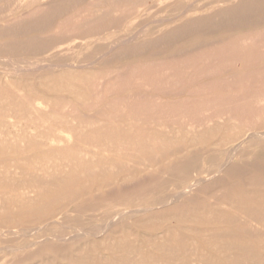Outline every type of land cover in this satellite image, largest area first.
<instances>
[{
	"label": "bare ground",
	"instance_id": "1",
	"mask_svg": "<svg viewBox=\"0 0 264 264\" xmlns=\"http://www.w3.org/2000/svg\"><path fill=\"white\" fill-rule=\"evenodd\" d=\"M179 1L0 0L1 11L6 10V16L8 11L13 14L19 12L18 16L10 17L9 20L7 16L5 23L0 22V31H7V29H4L7 26L6 24L13 25V28L18 27L20 21L23 20L22 22H24V19L28 23L27 26L30 31H67L69 34L70 31H91V33L100 31L101 33V31H108L112 28L118 31L122 27L116 24L118 20L130 19L135 15L147 16L153 12H162L166 10L169 4H175ZM205 2L198 4L197 1L196 4H186L185 9L176 8L174 15L180 18L183 15L187 16L186 20L174 26L167 25L168 29L166 31H170V34L172 31H183L184 34L186 31H189V33L193 30L204 31L218 26L229 31L240 29L239 31L248 32L241 34L238 32L229 39H222L219 41L220 44L213 48L209 46L211 43L204 42L205 44L202 43L200 47H195L199 49L198 52L197 50L192 52L195 50L193 49L190 52H176L177 54L175 53L174 56L170 54L175 57L171 62L161 60L157 63L158 60H155L156 63L153 64L151 59V64L145 58L143 60L145 62L141 61L140 64L125 66L126 71L123 69L124 66L120 69L107 68L99 70L86 63L76 66L67 64L69 68L71 67L70 69L87 68L91 74V78L87 79H84L86 76H82L81 73L78 74L80 83L75 86V91L70 87L66 88L69 92L74 93V100L57 101L56 98L54 99L51 96L33 93V89L30 90L31 88L29 90L21 88L22 85L18 88L19 91L16 94L21 99L19 103L13 102L14 96L8 95L7 107L3 106L2 108L0 106V136L3 137L2 143L3 140L25 142L32 138L34 146L46 145L51 151H49V154L52 153V150L62 151L71 148L77 149L79 153V158L70 155L71 157L64 158L61 161L58 159L59 162L57 163L53 160V164L51 162L50 165L45 163L46 165L39 164V167H36L35 164V167H32L35 168V171L31 169L34 173L30 171L29 176L30 174L34 176L37 172V176H35L37 179L39 172L50 175L46 180H49V178L50 180L51 178L58 180V178L66 177L67 182L64 180L63 184L68 183L65 184L67 188L65 186L60 188L59 191L52 192V194H46L45 190H41L40 184L44 183L42 179H37L38 182L41 181L40 184L28 185L29 183L26 182L28 184L22 185L23 187H20V189L18 186L17 188L19 191L22 190L23 194L14 202L15 204L19 202L20 214L16 215L19 211L15 213L16 210L10 209L15 213L11 212L14 216H18V219H25L37 211L41 213L37 219L43 220L45 225L55 222V216L60 212L63 213L66 210L65 208L79 197L80 192H78V189L71 187L74 180L75 186L77 185L75 178H78V176L89 178L93 173H97L98 176L101 175V180H97L98 182L94 184V189L97 191H103L104 189L116 191L119 187L129 190L133 188L135 178L137 180L139 178L141 183L145 182L144 187H147L151 178L157 175L162 176L167 172L163 169V166H159L160 160H156L158 154H163L160 148L166 146L167 143H175V141L171 142L172 139L195 138L200 144H212L211 149L218 152L219 159L217 161L204 160L203 164H199L196 160L191 159H185L186 162H184L182 157L180 159L182 161L178 163V160L169 159L170 156H175L173 153L167 154V159L172 161L169 162V165H171L167 166L171 168V174H175L178 184L172 188L168 196L163 197L157 204L161 205L162 208L170 209L178 206L184 200H195L200 194L204 195L202 205L206 210L201 213V216L191 214L187 217L196 220V218L200 219L201 217L208 219L213 215L216 222L227 226L222 231L219 230L220 233H216V235L214 233V238L209 241V247L213 252L220 254L222 259H217L212 255L213 253L201 251L200 248H196L197 245L196 247L191 246L193 248H187L186 242L188 244L189 241L187 238L183 244L171 242L167 245L168 251L165 254H158L155 258L153 257L151 264H264V253H262L264 251V171L260 168V164L264 161V0H210ZM3 11L1 12L2 15ZM54 17L58 18L55 22ZM165 19L167 20L168 17ZM161 20L159 19V21ZM39 23L42 25H38ZM136 23L135 21L134 24ZM161 24L162 22L158 25ZM131 25H133L132 22L127 26ZM127 26H124V28ZM130 31L136 32L114 39L105 51H102L99 56L97 55L98 59L110 60L107 55L109 52L113 53V51L116 52L118 58L129 55L134 51V49L129 50V48L139 33L137 34L138 29ZM163 34L166 35L168 32L160 35ZM2 36L1 33L0 37ZM158 36L155 38H158ZM163 36L162 40L165 41ZM178 37H180V34H178ZM167 42L171 41L168 40ZM136 43L133 45H137ZM17 45L19 46V44ZM54 46L55 44H51V47ZM5 47L8 49L10 45H5ZM63 48L61 49L63 50ZM4 56H0V59ZM106 56L109 58L107 59ZM11 64L13 65L12 62ZM40 65L34 64V68H42V66L48 64ZM232 66H235V71L228 72L224 77H217ZM12 68L16 69H14V72H17V70L18 72L19 70L25 72L34 69H24L17 65H13ZM2 75L7 84L14 85L13 82H9L6 75ZM212 77H216L212 80L213 84H197L203 82V79H212ZM9 78L11 79V77ZM222 81H226L224 86H220ZM217 82L219 83L215 85L214 83ZM0 83H2L1 77ZM137 87L141 91L135 92L134 89ZM125 91L130 92L122 97L117 96ZM165 94H169V98H164ZM170 95L174 97L179 95L180 97L174 99ZM94 108L95 113L92 115L90 113L89 115H83L85 113L77 112L78 109L87 111ZM115 142L120 145V148H117V144L116 147L114 146L115 149L112 147ZM182 143L184 144V142ZM170 144H167V146L170 147ZM178 144L177 141L174 146L180 147ZM7 145H4V148ZM121 146L124 148L123 150ZM181 147L179 150L183 149ZM116 148L119 151L113 152V150L116 151ZM168 148L164 149L168 150ZM34 152L35 156L39 154V151ZM45 153L44 156L47 157L48 153L44 150ZM52 156L57 159L55 155ZM250 157L254 160L253 168L255 170L249 171L243 167L242 162L245 158ZM47 159V162H49L51 158ZM11 164H14V170H12L13 167H10L9 170L14 172L9 174L16 175V170L21 173L19 167L22 165L17 166L15 162ZM22 169L21 171H23ZM1 170L2 175L11 172L6 169L8 172L4 171V173L3 167ZM112 171L118 172L117 175L115 174L116 176L113 174L115 177H113L112 173L114 172ZM24 172L27 173L26 170ZM227 172H235L238 178L240 177L239 183L231 185L225 177ZM42 174H40L41 177ZM25 175L24 177L27 178L28 176ZM28 178L30 180L31 177ZM144 178L146 180L143 181ZM23 179L19 180L24 181L25 179ZM36 179L32 177L31 180L35 181ZM137 180L135 183H137ZM4 181L6 182V180ZM4 181L2 180V183ZM14 182H16V179ZM11 183V181L9 184L7 183V186H13ZM0 187H3V185ZM255 187H261L263 193L253 198L250 193L256 191L254 190ZM249 188L251 189L250 192ZM15 189L13 190L16 191ZM85 189L82 192L86 191L88 194H92L93 190ZM13 190L12 197L14 196ZM2 191L4 190L2 189ZM43 196L48 199H43ZM9 198L8 196V200ZM40 198L44 200V204L33 206V203ZM13 200L15 201V199ZM1 201L0 206L4 202L1 203ZM52 202L57 203L58 206L54 207L53 204H50ZM11 204L14 208L13 202ZM152 205L144 204L131 206L123 210L119 209L102 218V223H95L89 229L83 228L82 231H74L73 234L66 237L63 234L52 235L45 232L43 234L45 237L40 239L42 235L35 233L37 225L21 227V237L24 241L18 247L35 246L43 241L50 240L51 236H53V240L62 244L78 238L96 237L99 232L101 234V232L109 230L124 218H131L135 214L149 212ZM20 207L18 206V208ZM154 208L156 209L155 206ZM215 208H219V211L215 212L213 210ZM8 210L6 209V212L0 215V219H3V221L7 218V215H10ZM30 217L34 218L33 216ZM229 226H233L235 231ZM31 230L33 232H30ZM10 232L12 234L14 232L10 229V226L0 224V235ZM200 234L196 233L197 236H201ZM208 234L204 232L202 236L208 237ZM196 239L195 241H198ZM130 245L125 242L116 247L119 252L122 251L123 253L118 260L119 264H136L133 254L127 253L124 255L126 248H128L127 250L136 248ZM159 247L161 246H158L157 249ZM4 248L6 247H0V251H5ZM141 254L143 255V253ZM140 257L141 259L138 260L142 262L144 258ZM106 263L105 261H99L97 264Z\"/></svg>",
	"mask_w": 264,
	"mask_h": 264
},
{
	"label": "rangeland",
	"instance_id": "2",
	"mask_svg": "<svg viewBox=\"0 0 264 264\" xmlns=\"http://www.w3.org/2000/svg\"><path fill=\"white\" fill-rule=\"evenodd\" d=\"M197 1H198V4H203V3H206L205 1H210V0H180L178 3L169 4L166 10L162 12H155V13L153 12L147 16L135 15L134 17L130 19L118 20L116 24L119 26H122L120 30L118 31L113 30V28L108 31H101V33L100 31H98V33L94 31L92 33L91 31H77V32L70 31V34L67 31H30L29 27L27 26L28 23L26 22L25 19H24V22H22L23 20L20 21L19 26L15 28H13V25L10 26V24H6L7 26L4 29H7V31H0V34L2 33L3 35L2 37H0V56L5 55L2 59H0V77L2 78V83H0V106L2 108L3 106L7 107V103L9 102L7 97L9 94H11L12 97L14 96V98L12 99L13 102L19 103L21 99L18 98L16 94L18 93L19 91L18 88H20L21 85H22L21 88H25L27 90L31 88L30 90L33 89L32 90V92L34 91L33 93H40L46 96H51L54 99L56 98L57 101L74 100V93H72V91L69 92V90H66V88L70 87L71 89H73V91H75V86H78L80 83L78 74L81 73L82 76H86V78L84 79L91 78V74H90L89 69L87 68L70 69L71 67L69 68L67 64H74L76 66V65L86 63V64H91V66L95 67V69L98 68L99 70H101V69H107V68L120 69V67L123 68V66L125 67L130 64H140L141 61L145 62L143 61L145 60V58L146 60H148V62H150V60L152 59L151 61L153 64L156 63L155 60H158L157 63L161 62V60L171 62L175 58L173 56L175 55L176 52L177 53L181 51L190 52V50H193V49L195 50H193L192 52H195L196 50L198 52L199 49H196V48L200 47L202 43L205 44L208 42L211 43V45L209 46L213 48L214 46L220 44L219 41L222 39H229L230 37H233L234 34L235 35L238 34V32L239 34L248 32V31H239L240 29L237 31H229L226 28H221L218 26L212 27L211 29L209 28V30L207 29L204 31L193 30L194 32L191 31L190 33L189 31H186L184 32V34H183V31L181 32L172 31L174 36L172 33L171 34L169 33L170 31H166V29H168L167 25L171 24L174 26V25H177L179 22L186 20L187 16L183 15V17L180 18L174 15L176 8L180 7V9H185L186 4L187 5H189L190 3L196 4ZM1 8L2 7H0V11H1ZM8 12H7L8 20L10 19V17H13V16L16 17L19 15V12H15L14 14L10 12L8 13ZM0 16H1L0 22L5 23L6 22L5 19H7L6 10H4L3 15L1 14ZM167 17L168 19L166 20L165 18ZM54 18H53L54 22L58 20L57 17H54ZM159 19L160 20L162 19V20L159 21ZM135 21L137 22L136 24H134ZM130 22H132L133 25L127 26V25H130ZM160 22H162V24L158 25ZM22 23H23V26H22ZM38 25L41 26L42 24L39 23ZM124 26H127V27L124 28ZM137 29H138L137 34L138 33L139 34L137 35V38L132 42L129 48V50L134 49V51H132L129 55H125L124 57L118 58L116 52L113 51L116 57L113 55V53L109 52L107 56H109L110 58L107 56L106 57L107 59L109 58L110 60L105 59L106 60L105 61L103 59H98L99 54L102 51H105L107 47H109V44L112 43V41H114V39L120 36H123V35H129V34L135 33L136 31H130V30H137ZM86 32L87 33L90 32V33L87 34ZM166 32H168V34L166 35L163 34L164 36L162 35L166 41L165 42L164 40H162L163 38L160 34L166 33ZM178 34H180V37H178ZM155 35L157 36L159 35L158 38H155L157 37ZM169 35H171L172 37H170ZM58 39H60V41H58ZM158 39L160 40V42ZM168 40H170L171 42H167ZM15 41L17 42V44H19V46L15 44L16 43ZM135 43L137 45H133ZM8 44L10 45V47L7 49L5 45H8ZM51 44H55V46L51 47ZM47 47L49 50L47 49ZM62 47H64L63 50L61 49ZM184 49L187 51H185ZM170 54H172L173 56ZM4 58L5 60L6 59L7 60L6 61L3 60ZM10 60L13 63V65L20 66L24 69H28V68L33 69L34 64L35 65L36 64L37 65L39 64L49 65L50 64V65L49 67L48 65H45V66H42V68H38V69L34 68L33 70H27L25 72H22L21 70H19V72L18 70L17 72L16 71L14 72L15 68H12L13 65L11 64ZM123 69L125 70L126 67ZM235 70H236L235 66L229 67L226 72L224 71V73L221 74L222 76L219 75L217 77H224L228 72L235 71ZM2 74L6 75L9 82L11 83L13 82L14 85L7 84L4 81L3 79L4 77ZM9 77H11V79ZM213 79H216V77L215 78L212 77V79L206 78V80L203 79L202 80L203 82H200L197 84L198 85L201 83L202 85L203 84L208 85L207 83L213 84L212 82ZM205 81L206 83H204ZM225 82L222 81L220 86L221 85L224 86L226 84ZM218 83L219 82L214 83V84L216 85ZM134 91L138 92V91H141V89L137 87L136 89H134ZM129 92L130 91H125V92L119 93L117 96L122 97L128 94ZM164 96H165L164 98H169V94H165ZM170 96H173V95H170ZM179 97L180 96L178 95V97L173 96L171 98L178 99ZM80 111L85 113L83 115H86V114L89 115V113L90 115H92L95 113V108L92 110L91 109L87 110V111L83 109L77 110V112H80ZM2 128L3 127L1 126V129ZM2 138L3 137L0 136V144H1L0 145V166H1L0 171L2 172L1 170L2 167H3V172L6 171V169L8 171H11L9 169H11L12 167H13L12 170H14V166H13L14 164H11L12 165L11 166L10 163L15 162L17 166L22 165L21 167H19L21 169L23 168L22 169L23 171H21L20 169L21 173H23L25 170L27 171V173L24 172L23 174H21L19 173V171L15 169L16 170L15 173L18 178L17 179L15 174L14 175L9 174L14 171H11V172L6 171L8 172L7 174L4 172L6 174L5 175L3 173L5 176L2 175V173L0 172L1 174L0 186L3 185L4 187V188L0 187V196H1L0 199L2 198L1 200L4 201L3 202L0 200L1 203L3 202V204L0 206L1 208L0 215L6 212V209L7 210L9 209L8 211L10 212V215L9 216L7 215V218L4 219V221L3 219H0V224H5L7 226H10V229L14 231L13 234L12 232H10L4 235L3 234L0 235V247H6L4 248L5 251H0V264H81V263L82 264H97L99 261L100 262L105 261L108 264H110L111 262H112L111 264H119L118 260L120 259V257H122L123 253L122 251L119 252L116 249V247L119 245H122L125 242L128 245L130 244L133 245V247H136L137 249L135 248L136 249L135 250L133 248L131 250H127L128 248H126V250L124 251V255H126L127 253L133 254L134 262L136 264H151L152 262L151 259L153 257L155 258L156 255L158 254L162 255L168 251L167 245H169L171 242H177L178 244H181V243L183 244L187 238H188L187 240H189L188 244L186 242L187 248L189 247L193 248V247H196L197 245L198 247L196 248H200L201 251H207V252L213 253L212 255H214L217 259H222V256L220 254L213 252V250L209 247L210 246L209 241H212V239L214 238L213 237L214 233H215L214 235H216V233L217 234L220 233L223 229L227 228V226L216 222L213 215L212 217L208 219L205 217H201L200 219L196 218V220L187 217L188 215H191V214H199V216H201V213L206 210L203 208V205H202V202H204V195L200 194L198 198L195 200H184L178 206L171 207L170 209L162 208L161 205L157 204L159 201L163 199V197L168 196L172 188L178 184L175 178V174H171L170 172L171 168H168V166L171 165V164L169 165V162L170 163L172 162L169 159L178 160L177 162L179 163L180 161H182L180 159L183 157L184 162H186L185 159L186 160L191 159L193 161L196 160L199 164H203L204 160L217 161L219 159V156L217 155L219 154L214 149H211L212 144H209V145L200 144L198 140L195 138H192V139L185 138L183 140L181 139L183 137H181V138L172 139L171 142L175 141V143H171L173 146L170 143H167V144H170V147L169 145L167 146V144H166L167 147L166 146L161 147L160 150H162V153L164 155L161 154L163 156L162 157L161 155L158 154V159L156 158L157 161L160 160L161 162L160 164L158 163L159 166L161 167L163 166L164 167L163 169L167 170V172H165L162 176L157 175L156 177L151 178L150 184L147 187H144L145 182L141 183L139 178L138 180L135 178V182L137 180L138 184L134 182L133 188L129 190H126L124 188L121 189L122 187L121 188L119 187L117 190L115 189L116 191H108L105 189L103 191H97L94 189L95 188L94 184L98 182L97 180H101L100 174H99L100 176H98L97 173H93L91 176H89V178L78 176L77 174L78 178H75L77 185L75 186V180H74V183L71 185V187L73 186V188L78 189V192H80L79 194L77 193L79 197L77 198V200L73 201V203H71L65 208L66 210L63 212L64 215L62 212H60L57 216H55L54 218V220H56L55 222L45 225L44 224L45 222L43 220L37 219V217L41 215V213L37 211L30 215V216H33L34 218L27 216V218L25 219H18V216H14V214L17 211L19 212H17L16 215H18V213L20 214V209H21L19 202H17L18 204L14 203L16 202V199L18 200L23 194L22 193L23 191L22 190L19 191V189L20 187H23L22 185L24 184L26 185L28 183H29L28 185H33V184L35 185L37 183L40 184L41 181L38 182V180L42 179L44 180V183L42 182L40 184L41 190H45L46 194H52V192L59 191L60 188H64L68 184L66 183L67 182L66 177H62V179L58 178V180L51 178V180L52 179L54 180V181H51L50 178L49 180H46L48 179L50 175L48 174L45 175L43 173L44 174V178H43V174L38 172L39 177L37 178L38 179L37 180L35 177L37 176V172H35L36 175L34 176L33 175L31 176V174L29 176V172L30 171L31 173L33 172L31 169H34L35 171V168H32L33 166L35 167V164H36V167H39V164L42 166L45 163H47V165H50L52 162L53 164V160L55 161V163H57L59 162L58 159H60L61 161L62 159L71 157V156L79 158V153L77 152V149L71 148V149H66L62 151L52 150V153L49 154L51 151L46 145L44 146L35 145L34 146L32 138L30 140L28 139L25 142H14V141H4L3 140V143H2ZM176 140L178 141L179 143L178 145H180V147L183 144L182 142H184L183 146L181 147L183 149L179 150L180 149L179 146L177 145L174 146V144L177 143ZM116 144H117V148H120V145H118L117 142L112 144V147L115 149ZM4 145H7V146H5L4 148ZM33 146H34V150H33ZM1 147L3 148V150ZM117 148H116V151L112 149L113 152H118L119 149L117 150ZM164 148L165 149L168 148V150H165ZM25 149L27 150L26 152L29 151L31 153L28 154L29 153L28 152L26 154ZM121 149L123 150L124 148L121 146ZM44 150L45 152L48 153L47 157L44 156L46 155V153L44 154ZM34 151H39V154L35 156ZM171 153H173L175 156L173 157L170 156V158L167 159V156ZM23 155L25 156L22 157ZM52 155H55L57 159H54L53 158L54 156ZM211 155L212 157H210ZM47 158H51L49 162H47L48 160ZM31 159H32V162H31ZM35 159L36 161H34ZM37 162H38V166H37ZM242 164L246 170H249V171L255 170L253 168L254 160L251 157L245 158ZM262 164H260L261 166L260 168L264 171V161ZM112 172H114L112 173V175L113 174L117 175L118 173V172L115 173V171H112ZM227 173L229 174L227 175ZM227 173L225 177L228 179V182L231 185L239 183L240 177L238 178L235 172H231V173L227 172ZM40 174H42V177ZM24 175L31 177L30 180L28 177L27 178L24 177ZM114 175L113 177L116 176ZM23 177L24 179L25 178L26 179L24 180ZM32 177L33 179H36V180L35 181L31 180ZM92 177H94V179H92ZM15 179H16V182L13 183ZM19 179H23L24 181L19 180ZM2 180L3 181L6 180L8 184L11 181L12 182L11 184H13V186L15 184H18V185H15L13 188V186L11 187L7 186L8 184L5 181H4L5 184L2 183ZM64 180L66 181L65 182L66 185L63 184ZM144 180L146 179L144 178L143 181ZM155 184L157 185L155 186ZM134 185H136L135 188H134ZM44 187H46V189H44ZM6 188L8 192L6 191ZM85 188L87 190H93L92 194H88L86 191H85L86 193L82 192L84 191ZM2 189L4 191H2ZM13 189H15L16 191H14ZM12 190H13L14 198L12 197ZM254 190L253 191L255 194L250 193V195L253 196V198L254 196L255 197L258 196L260 193H263V189L261 187H255ZM250 191L251 189L249 188V192ZM14 193H16L17 195H15ZM7 195L10 197L9 200H8ZM12 198L15 199V201ZM45 198L48 199L47 197L43 196V199ZM43 199L40 198L37 202H34L33 206L34 205L37 206V204L43 205L44 204ZM12 202H13L14 208H12L13 207L11 204ZM50 204H53L54 207L58 206L57 203L55 202H52ZM144 204H153L149 212L135 214L131 218H124L121 220V222H117V224L109 228V230L101 232V234L99 232V234H97L96 237L78 238L76 240L67 241V242H64V244H62L61 242L53 240L52 239L53 236H51L50 240L43 241L35 246H30L28 248L18 247L24 241L23 238L21 237V232H20L21 227H26L29 225H32V226L37 225V227L35 228V230L37 229V231L35 233L38 235H42L40 239L45 237V235H43L45 234V232L48 234H52V235L63 234L64 237H66V236H69V234L70 235L73 234L72 232L74 231H82L83 228L89 229L95 223H102V220H101L102 218L114 213L115 211L119 209L123 210L131 206L135 207V206L144 205ZM18 206L20 208H18ZM154 206L156 207V209L154 208ZM10 209L11 210L14 209L13 211L16 210L15 213L11 211ZM213 210L217 212L219 211V208H215ZM11 212L14 214H12ZM18 226H19V229H18ZM229 228L235 231L233 226H229ZM45 229L46 231H44ZM30 232H33V230H31ZM197 232L199 234L201 233L200 234L201 236H197L196 235ZM204 232L209 233L208 237L202 236ZM209 235H211V237H209ZM25 236H28V235H25ZM189 237L191 240L189 239ZM180 238H183L182 239L183 241ZM195 239L198 241H195ZM10 245L12 246V248ZM249 245H250V242H249ZM158 246H161V247L157 249ZM8 247H9V250H8ZM141 253H143V255ZM262 253H264V251H262ZM85 255H88V256H85ZM140 256L144 258L142 261L143 263L140 260H138V259H141Z\"/></svg>",
	"mask_w": 264,
	"mask_h": 264
}]
</instances>
